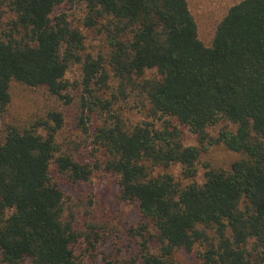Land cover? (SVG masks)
I'll return each mask as SVG.
<instances>
[{
	"label": "trees",
	"instance_id": "16d2710c",
	"mask_svg": "<svg viewBox=\"0 0 264 264\" xmlns=\"http://www.w3.org/2000/svg\"><path fill=\"white\" fill-rule=\"evenodd\" d=\"M74 65L92 161L57 141L56 108L6 126L0 264H81V243L94 246L106 228H83L59 181L87 182L94 171L117 178L119 199L141 219L129 229L134 253L111 264H186L180 251L200 264H264V0L231 6L209 47L186 0H0V121L12 83L70 106L64 77ZM174 122L201 146H185ZM219 144L240 156L229 170L201 161Z\"/></svg>",
	"mask_w": 264,
	"mask_h": 264
},
{
	"label": "rangeland",
	"instance_id": "374dc122",
	"mask_svg": "<svg viewBox=\"0 0 264 264\" xmlns=\"http://www.w3.org/2000/svg\"><path fill=\"white\" fill-rule=\"evenodd\" d=\"M186 1L196 24L197 37L206 47H209L215 30L228 9L241 0ZM68 14L70 15V13ZM78 15L79 11L77 10L74 16ZM82 32L86 38L85 47L88 48L86 52H96L97 42L93 34L86 30H82ZM78 76L79 65H74L68 69L64 77L69 86L66 93L73 98L72 104L68 107L62 106L61 101L49 96L44 88H28L12 83L11 101L0 121V141L5 135L7 125L13 123L27 125L35 120H44L48 110L56 108L63 112L65 121L63 129L57 135V141L63 144L73 142L74 144L70 148L77 158L88 163L91 162L90 156L93 153V147L89 145L86 135L83 134L79 121L81 88H74V81ZM131 104L128 102L127 106L129 107ZM133 115L126 111L125 117L131 118ZM174 123L182 134L185 146H201L197 136L191 134L186 127ZM97 124L98 121L94 119L88 123L91 132V128ZM218 129H210V135L216 136ZM239 158V154L227 150L223 144L208 146L201 155L202 163L223 170H229L231 164ZM167 171L178 176L180 168L174 166ZM196 179L198 182L204 181L203 171L199 172ZM59 186L66 201L75 209L79 223L83 228H86L88 224L106 228L103 238H101L102 241L99 243L94 246H90L86 242L81 243L77 251L78 262L81 264H111L116 258L127 257L134 253V242L129 235V229L136 226L141 219L134 204L124 203L119 199V185L114 175L94 171L87 182L69 184L59 181ZM177 259L186 264H200L195 255L182 251L177 253Z\"/></svg>",
	"mask_w": 264,
	"mask_h": 264
}]
</instances>
